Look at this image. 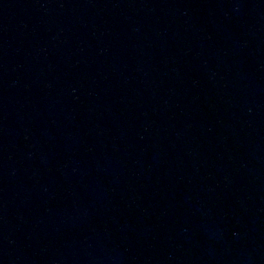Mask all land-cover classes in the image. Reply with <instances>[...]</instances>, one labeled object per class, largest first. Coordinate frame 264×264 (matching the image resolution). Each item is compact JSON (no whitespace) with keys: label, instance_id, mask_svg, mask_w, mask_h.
Segmentation results:
<instances>
[{"label":"water","instance_id":"water-1","mask_svg":"<svg viewBox=\"0 0 264 264\" xmlns=\"http://www.w3.org/2000/svg\"><path fill=\"white\" fill-rule=\"evenodd\" d=\"M0 264H264V0H0Z\"/></svg>","mask_w":264,"mask_h":264}]
</instances>
